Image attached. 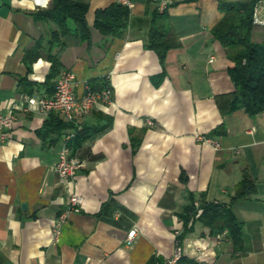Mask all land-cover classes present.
Segmentation results:
<instances>
[{"label": "crops", "instance_id": "crops-1", "mask_svg": "<svg viewBox=\"0 0 264 264\" xmlns=\"http://www.w3.org/2000/svg\"><path fill=\"white\" fill-rule=\"evenodd\" d=\"M73 1L88 5L90 38L69 34L62 48L51 49L56 24L33 18L51 0L44 7L0 0V114L29 89L53 93L44 84L49 52L61 71L74 73L76 98L94 80L107 79L111 89L109 102L73 112L75 127L103 130L71 150L81 166L68 179L54 165L73 132L55 131L50 113L15 112L13 129L0 140V264H147L153 256L165 262L180 236L185 260L178 264H264V111L223 114L217 104L235 86L228 50L212 29L224 16L219 3L233 0H131L126 28L108 36L93 27L94 14L117 0ZM257 9L251 38L264 43V0ZM154 11L168 13L160 25L178 43L162 63L147 47ZM39 39L40 56L27 73L23 57ZM243 178L247 187L237 197ZM71 194L82 196L80 211H70L55 236ZM192 197L231 208L242 224L238 249L225 230L217 234L198 221L183 231L180 215Z\"/></svg>", "mask_w": 264, "mask_h": 264}, {"label": "trees", "instance_id": "trees-1", "mask_svg": "<svg viewBox=\"0 0 264 264\" xmlns=\"http://www.w3.org/2000/svg\"><path fill=\"white\" fill-rule=\"evenodd\" d=\"M261 1L233 0L219 3L224 16L213 27L212 35L223 48L228 50L232 63L228 68V74L235 86L234 91L217 98V104L223 114L241 108L251 116L264 111V43L255 42L251 38L256 25L255 9ZM87 11L88 5L85 3L73 0H51L47 8L34 12L33 18L35 21H51L56 24V29L50 33L48 44L51 49L54 45L62 48L66 35L74 34L81 40L90 38V29L86 21ZM167 18L166 11L153 12L147 44L148 48L156 52L161 63L164 62L167 52L178 45L170 33L160 25ZM128 19L129 8L116 2L95 11L93 27L102 35H114L126 28ZM70 23L73 24V30L70 28ZM42 46L43 40L39 39L31 49L25 52L23 62L27 73L32 72V63L40 56ZM230 49L235 51L230 53ZM47 59L51 66L44 84L54 91L56 80L62 70L61 63L57 54L49 52ZM88 86L92 91L110 88L105 78L91 81ZM28 93L31 94L32 89H29ZM50 117L48 124L52 125L59 134L67 128L73 132L68 145L71 150L79 147L93 134L103 130V127L77 128L71 121L59 119L52 112ZM240 187L242 191L237 194V197H240L247 187L245 178L241 181ZM180 218L184 232L190 231L192 225L198 221L217 234L226 230V235L231 239L234 249H238L241 244L242 224L227 205L207 202L204 199L197 203L192 197ZM178 244L181 246V236L178 238ZM182 260H185L183 256L176 264ZM147 264H165V262L153 256Z\"/></svg>", "mask_w": 264, "mask_h": 264}, {"label": "built area", "instance_id": "built-area-1", "mask_svg": "<svg viewBox=\"0 0 264 264\" xmlns=\"http://www.w3.org/2000/svg\"><path fill=\"white\" fill-rule=\"evenodd\" d=\"M37 5L44 7L49 0H34ZM118 3L132 7L131 0H117ZM255 9V16L257 13ZM75 75L71 71L63 70L60 72L54 87V91L50 96L29 95L26 93L21 94L19 100L12 105L11 110L7 113L0 114V140L6 139L8 133L13 129L16 120L15 112L38 110L45 114L56 113L61 115L66 121H72L73 112L79 108L83 112L92 110L98 102H109L111 100V89L105 88L101 91H92L89 86H86L84 95L78 99L73 92V84ZM147 123L152 125L153 122L148 120ZM196 140L212 146L214 149H219L220 144L211 137L204 135H196ZM80 162L71 155V149L62 147L59 152L58 159L54 165L55 171L64 179L72 178L75 176L77 170L80 168ZM83 198L77 194H71L68 198V210L62 212L55 220L53 225V232L58 236L62 224L65 222L67 214L70 211L79 212ZM224 233H227L225 230ZM135 237V230L127 233L126 241L131 243ZM264 249V246H262ZM182 257V248L176 242L174 254L171 258L165 261V264H176Z\"/></svg>", "mask_w": 264, "mask_h": 264}, {"label": "rangeland", "instance_id": "rangeland-1", "mask_svg": "<svg viewBox=\"0 0 264 264\" xmlns=\"http://www.w3.org/2000/svg\"><path fill=\"white\" fill-rule=\"evenodd\" d=\"M233 51H235V49H230V53L233 52Z\"/></svg>", "mask_w": 264, "mask_h": 264}, {"label": "bare ground", "instance_id": "bare-ground-1", "mask_svg": "<svg viewBox=\"0 0 264 264\" xmlns=\"http://www.w3.org/2000/svg\"><path fill=\"white\" fill-rule=\"evenodd\" d=\"M63 147H68V146L65 145V146H63ZM68 148H69V147H68Z\"/></svg>", "mask_w": 264, "mask_h": 264}, {"label": "water", "instance_id": "water-1", "mask_svg": "<svg viewBox=\"0 0 264 264\" xmlns=\"http://www.w3.org/2000/svg\"><path fill=\"white\" fill-rule=\"evenodd\" d=\"M24 206V205H23Z\"/></svg>", "mask_w": 264, "mask_h": 264}]
</instances>
